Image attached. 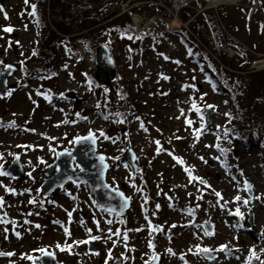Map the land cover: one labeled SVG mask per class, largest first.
Listing matches in <instances>:
<instances>
[{
  "label": "rangeland",
  "instance_id": "1",
  "mask_svg": "<svg viewBox=\"0 0 264 264\" xmlns=\"http://www.w3.org/2000/svg\"><path fill=\"white\" fill-rule=\"evenodd\" d=\"M149 2L120 15L122 0L108 21L127 16L133 26L141 18L157 24L160 7L169 1ZM195 3L189 9L197 17ZM246 4L226 7L221 25L236 43L227 47V56L241 62L252 59L251 69L255 58H264V0H258L253 16ZM31 12V0H0V74L8 66L16 68L8 89L0 94V136L6 143L0 144V171L7 173L17 157L24 170L20 179L0 175V218L5 221L0 223V253H12L0 255V264H33L44 253L41 249L63 264H113L112 257L124 264H148L156 254L158 264H248L252 250L264 253V158L256 148L248 150L231 143L234 138L227 139L225 131L232 122L227 93L216 88L180 34L172 33L171 39L160 33L137 40L118 37L110 45L117 67L110 85L96 81L97 63L90 52L77 59L64 46L50 75L28 76L39 43ZM6 27L13 31H4ZM199 41L208 49L213 45ZM210 59L223 66L216 54ZM207 108L210 124L205 122ZM13 122L14 127L7 126ZM90 131L112 165L107 182L132 202L125 218L102 212L89 190L86 196L73 184L48 196L41 191L57 152L71 150L76 138ZM224 146L235 152L224 156L219 150ZM129 149L137 157L136 176L129 166L117 165ZM36 169L40 176L29 177ZM245 181L252 184L251 201ZM237 208L242 218L230 214ZM203 222L212 224V235ZM88 244L98 253L88 252ZM204 248L216 258L205 259L200 254Z\"/></svg>",
  "mask_w": 264,
  "mask_h": 264
},
{
  "label": "trees",
  "instance_id": "2",
  "mask_svg": "<svg viewBox=\"0 0 264 264\" xmlns=\"http://www.w3.org/2000/svg\"><path fill=\"white\" fill-rule=\"evenodd\" d=\"M121 1L31 0V6L35 5L36 14L33 18L39 29V43L34 55V64L27 75L30 76L32 73L50 75V71L53 70L51 65L63 46L77 59L90 52L95 61L100 45L111 47L118 37L145 38L146 34L137 33L127 16L108 21L118 11ZM206 3L207 0H196L195 7L203 8ZM192 16H194L192 9L187 8L181 12L183 21ZM224 17L225 7H221L218 13L206 9L194 18L191 30L200 40L203 39L207 44L210 41L213 43L210 50L219 57L224 67L210 59L204 45L194 36L186 31L180 33L184 41L197 53V60L203 65L204 71L216 88L227 93L229 116L232 119L230 127L225 131L227 139L234 138L231 143L241 144L248 150L256 148L259 156L264 158V70L249 72L252 59L241 62L227 56V47H235L236 43L224 33L221 25V19ZM204 32L206 38H202ZM148 35L152 37V33ZM236 71L240 74L235 73ZM92 82V88L96 90L98 84L95 80ZM223 149L224 156L235 152L227 149V146ZM262 262L264 253L256 252L248 264Z\"/></svg>",
  "mask_w": 264,
  "mask_h": 264
},
{
  "label": "water",
  "instance_id": "3",
  "mask_svg": "<svg viewBox=\"0 0 264 264\" xmlns=\"http://www.w3.org/2000/svg\"><path fill=\"white\" fill-rule=\"evenodd\" d=\"M96 63V81L101 85H110L113 83L116 79L117 73L116 64L107 45H100L98 47ZM15 71L16 68L10 66L0 74V94L4 93L8 89V82ZM205 114V122L210 124L211 109L207 108L205 110ZM88 135L89 134L78 136L71 150L57 152L56 160L47 169V178L41 186V191L43 195L48 196L54 191L64 187L68 183L84 185L90 189L92 195L94 196L95 203L101 211L115 215L119 218L125 217L131 210V200L120 189L112 187L107 182V173L112 166L107 161L106 156L98 151L97 139L94 144L90 141H83L79 139ZM69 152L71 153L70 156L67 154ZM101 156L104 157L103 163L100 160ZM136 159L137 157L135 152L132 149H129L117 161V165L120 167L129 166L132 170V175L136 176L139 171V167L136 164ZM77 165H79V167H77ZM81 169H83V171H81ZM54 171L55 173L52 174ZM7 173L17 179H20L24 176V170L19 162V158H16L8 167ZM31 174V177H39L40 169L34 170ZM249 184L251 185V188L250 190H247V194L251 201L253 192L252 184L250 182ZM126 199L128 202L127 207H122ZM202 225L204 226V229L208 235L213 234V226L210 222H203ZM89 252L96 253L97 251L93 246H90ZM200 254L208 261L214 260L217 256L212 251L204 253L201 250ZM159 260V255H155L154 259L148 264H158ZM34 263L60 264L57 261L56 255L52 252H44L39 258L35 259Z\"/></svg>",
  "mask_w": 264,
  "mask_h": 264
},
{
  "label": "built area",
  "instance_id": "4",
  "mask_svg": "<svg viewBox=\"0 0 264 264\" xmlns=\"http://www.w3.org/2000/svg\"><path fill=\"white\" fill-rule=\"evenodd\" d=\"M149 1H150L149 3L157 4V2H156L157 0H149ZM158 1H159L158 3L162 2V0H158ZM167 1H169L168 2L169 4L167 5L168 7L165 6V4H164V5H162L163 8L160 7L161 10H159L162 12V14H165V17L160 16V14H161V12H160L157 24H154V25H151V23L149 21H145L143 18H141V20H139L138 23L136 21L134 22V26L136 27L137 31L146 32L149 29H152V31H153V28L156 27V29L153 31L154 34L156 35V37L160 33V35L167 36L169 39H171L172 33L175 31L176 27L180 28V26H182V29H185L188 32H190L192 35H194L189 30L188 25L193 22V20L196 16L189 18L187 21H182L181 16H180L181 12L184 9L190 7L194 3V0H167ZM139 2L144 3L145 0H124V4L121 8L120 15H123L125 13H129L131 10L141 7L142 4H138ZM245 2H247L246 7L251 9V15L253 16L255 9L258 7V0H207L206 6L204 8L198 9V12L196 15L201 14L206 9H211V10H214L217 12L219 10V8L222 6H226V7L234 6V7H236V6H240V5L244 4ZM171 17H173V18H171ZM168 18H170V19H168ZM177 20L181 22V23H179L178 26L176 23ZM256 23H259V22L256 20ZM151 26H154V27H151ZM209 52H210V55L213 54L211 51H209ZM213 58H214V56H213ZM253 65L256 68H258L259 66H261V68H264V58H260V59H258V57L255 58L253 61ZM255 67L251 68V69L258 71L255 69ZM251 69H250V71H251Z\"/></svg>",
  "mask_w": 264,
  "mask_h": 264
},
{
  "label": "snow or ice",
  "instance_id": "5",
  "mask_svg": "<svg viewBox=\"0 0 264 264\" xmlns=\"http://www.w3.org/2000/svg\"><path fill=\"white\" fill-rule=\"evenodd\" d=\"M28 3V0H25V4H27ZM32 7V12L30 13V15H33V16H35V14H36V12H35V5H32L31 6ZM7 18V17H6ZM4 31H6V32H11V31H13V29L11 28V27H6V28H4ZM128 39H133V37L132 36H128L127 37ZM136 39H140V37H136ZM34 55H35V53H33ZM0 63H2V61H0ZM8 67H10V66H8ZM38 95L40 94L39 92L37 93ZM9 95H11V93H9ZM47 98V97H46ZM97 107H99V105H97ZM209 107H213V106H209ZM193 108L197 111V113H201V110L195 105V104H193ZM181 112H182V114H183V110H181ZM117 116H119L120 114L119 113H117L116 114ZM200 118H201V120H204V116L201 114V116H200ZM105 119H107V117H105ZM118 122H123L122 120H119ZM187 123L189 124V125H191V123H192V121H187ZM4 125H3V123L2 122H0V127H3ZM8 127H14L15 126V124H14V122L13 123H9L8 125H7ZM34 131V130H33ZM100 135L101 136H104V133L103 132H101L100 133ZM106 139L108 138V137H105ZM80 140H83V141H90L91 143H95V141H96V139H97V137H96V135H95V133H92L91 131L89 132V135L88 136H86V137H82V138H79ZM157 143H159V142H157ZM217 148H219V145H217ZM50 150H52V151H55L54 149H50ZM222 153L224 152V149H219ZM69 156L71 155V153L69 152V153H67ZM17 159H18V157H17ZM100 160H101V162L103 163V161H104V157L103 156H101L100 157ZM181 163H182V161H180ZM77 167H79V165H77ZM105 167H106V165H105ZM81 171H83V169H81ZM185 171H189L188 169H185ZM8 173H6V172H4V171H0V175H7ZM28 175H29V177H31V173H28ZM190 179H196L195 177H191V175H190ZM201 183H204V181L203 180H201L200 181ZM245 187H246V190H250V188H251V185L249 184V182H247V181H245ZM8 191H11V192H15V190L14 189H8ZM27 191V190H26ZM121 195H123V194H121ZM216 195L218 196V197H220V193H216ZM222 198V197H221ZM235 200L236 201H240L241 200V197L240 196H237V197H235ZM3 203H4V201H3V198L2 197H0V206H2L3 205ZM29 203H35V201L34 200H30L29 201ZM127 199L124 201V204L122 205V207H127ZM243 203L244 204H247L248 203V201L247 200H244L243 201ZM157 208H159V205H157ZM190 215H192L193 213L192 212H190L189 213ZM230 214H233V215H236V216H239V217H243V214L240 212V210H239V208H237L236 209V211H235V213H230ZM68 215H69V218H71V213L69 212L68 213ZM5 221L2 219V218H0V223H4ZM26 223H27V221H26ZM55 223H59V221H56ZM107 223H109V224H111L112 223V221H107ZM36 227H40V225H36ZM97 227H99V222H97ZM173 227H175V225H173ZM5 231H7L6 229H5ZM89 233H91V229H88L87 230ZM109 231H111V230H109ZM65 234L66 235H70V232L68 231V229L67 228H65ZM117 235H119V233H116ZM17 236H19V233H17L16 234ZM126 238V237H125ZM92 240H96V239H99V237H92L91 238ZM75 243H77V244H79V243H88V241H76ZM58 247H59V245H58ZM70 247V246H69ZM224 247H226V246H224ZM63 250V249H62ZM40 251H45L44 249H41ZM202 251L204 252V253H208L210 250L209 249H207V248H204V249H202ZM252 252H253V255H255V252H254V250H252ZM0 255H12V253H0ZM50 255V254H49ZM258 258V257H257ZM262 264H264V262H262Z\"/></svg>",
  "mask_w": 264,
  "mask_h": 264
},
{
  "label": "flooded vegetation",
  "instance_id": "6",
  "mask_svg": "<svg viewBox=\"0 0 264 264\" xmlns=\"http://www.w3.org/2000/svg\"><path fill=\"white\" fill-rule=\"evenodd\" d=\"M131 209H132V207H131ZM126 216H127V215H126ZM126 216H125V217H126ZM125 217H123V218H125ZM88 245H89V244H88ZM89 246H90V245H89ZM93 247H95V246L93 245ZM95 249H96V247H95ZM96 251H97L96 253H98V250H97V249H96ZM44 252H46V251H44ZM88 252H89V248H88ZM41 255H42V254H41ZM41 255H39V256H37V257L34 258V260H33V264H35V263H34L35 259H36V258H39ZM156 255H157V254H156ZM126 258H127V257H124L123 260H126ZM159 258H160V256H159ZM111 261H112L113 264H116V263H118V264H124L121 260L116 259V258H114V257L111 258ZM39 264H41V263H39ZM62 264H63V263H62Z\"/></svg>",
  "mask_w": 264,
  "mask_h": 264
},
{
  "label": "bare ground",
  "instance_id": "7",
  "mask_svg": "<svg viewBox=\"0 0 264 264\" xmlns=\"http://www.w3.org/2000/svg\"><path fill=\"white\" fill-rule=\"evenodd\" d=\"M41 134V133H40ZM4 142V139L3 137L0 136V144L2 145H6V143H3ZM11 143V142H10ZM185 261H187L188 258H183Z\"/></svg>",
  "mask_w": 264,
  "mask_h": 264
}]
</instances>
